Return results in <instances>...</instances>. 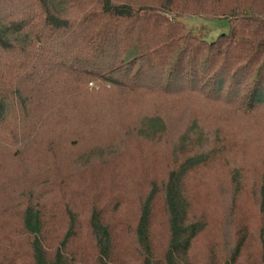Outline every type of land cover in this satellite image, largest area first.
Returning a JSON list of instances; mask_svg holds the SVG:
<instances>
[{
	"label": "trees",
	"instance_id": "16d2710c",
	"mask_svg": "<svg viewBox=\"0 0 264 264\" xmlns=\"http://www.w3.org/2000/svg\"><path fill=\"white\" fill-rule=\"evenodd\" d=\"M189 15L226 19L228 26L207 39L184 29L180 17ZM92 80L163 94L189 90L207 99L237 101L249 114L264 105V0H0V154L18 160L41 148L50 152L51 141L39 135L53 116L65 118L66 101L86 91ZM162 126L155 114L142 128L148 134ZM204 155L184 156L160 188L152 183L132 229L140 264H191L190 246L205 222L189 213L183 177L204 162ZM158 192L167 214L161 251L150 241ZM258 192L259 264H264V174ZM75 216L68 214L65 233H55L57 244L49 253L42 206L31 199L20 207L31 264H75L67 246L76 234ZM86 225L94 263L109 264L110 225L96 205ZM241 243L221 264H238ZM0 256L5 264L14 260L6 251Z\"/></svg>",
	"mask_w": 264,
	"mask_h": 264
},
{
	"label": "rangeland",
	"instance_id": "374dc122",
	"mask_svg": "<svg viewBox=\"0 0 264 264\" xmlns=\"http://www.w3.org/2000/svg\"><path fill=\"white\" fill-rule=\"evenodd\" d=\"M180 21L184 29L207 39L228 26L222 18L189 15ZM84 89L66 101L65 118L53 116L39 135L51 141L50 152L41 148L18 160L0 154L1 254L8 252L12 264H31L20 207L32 199L42 206L47 220L49 253L57 244L52 237L57 232L63 237L72 212L78 226L67 246L75 264H95L86 219L96 205L110 225L113 254L108 263L122 264L125 259L140 264L132 229L141 202L153 182L160 188L177 161L202 152L204 162L183 177L189 213L205 222L191 243V264H221L239 241L236 262L260 263L258 188L264 174V105L246 114L237 101L207 99L189 90L135 91L101 80L88 81ZM155 114L163 126L145 134L142 126ZM166 215L158 192L150 228L157 251L167 241ZM0 260L5 264L2 256Z\"/></svg>",
	"mask_w": 264,
	"mask_h": 264
}]
</instances>
